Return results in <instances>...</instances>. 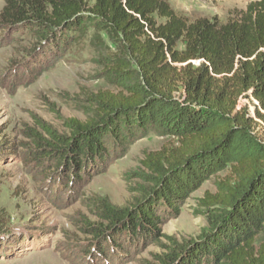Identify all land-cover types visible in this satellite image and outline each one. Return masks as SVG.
<instances>
[{
  "label": "trees",
  "instance_id": "1",
  "mask_svg": "<svg viewBox=\"0 0 264 264\" xmlns=\"http://www.w3.org/2000/svg\"><path fill=\"white\" fill-rule=\"evenodd\" d=\"M0 30H26L34 52L53 58L90 39L117 88L90 95L85 120L63 119L66 133L40 118L26 127L19 147L41 180L74 192L148 134L170 139L145 154L136 174L145 187L133 188L132 205L86 198L96 217L82 227L91 239L71 250L103 264L150 245L162 251L143 264H264V0L226 22L189 21L167 0H5ZM19 147L0 130V161ZM215 177L217 191L199 200L208 228L183 242L163 233Z\"/></svg>",
  "mask_w": 264,
  "mask_h": 264
},
{
  "label": "rangeland",
  "instance_id": "2",
  "mask_svg": "<svg viewBox=\"0 0 264 264\" xmlns=\"http://www.w3.org/2000/svg\"><path fill=\"white\" fill-rule=\"evenodd\" d=\"M167 1L189 21L217 18L226 22L255 0ZM4 4L5 0H0V11ZM35 43L26 30H0V130L18 147L28 141L26 127H35L38 118L66 133L63 119L85 120L90 95L99 90L117 91L101 74L99 51L90 39L63 48L58 58L36 54ZM33 58L36 62H31ZM249 102L246 97L241 99V105ZM249 105L254 114V106L251 102ZM259 131L264 137V125ZM169 141L161 134H148L131 144L106 172L74 192L70 185L58 187L48 178L41 180L25 164L19 147L16 155L0 161V264H103L79 248L71 250L78 247L79 241L91 239L82 227L86 226L85 220L95 221L96 217L89 211L90 200L86 198L102 196L116 206L132 205L140 196V190L133 188L145 187L141 177L136 176L144 172L145 154L161 149ZM219 177L196 191L181 208V214L163 226V233L178 242L201 235L209 221L199 200L207 191H217ZM161 251L158 245L146 246L139 255L133 252L129 259L116 264H143V259L152 260V254Z\"/></svg>",
  "mask_w": 264,
  "mask_h": 264
}]
</instances>
